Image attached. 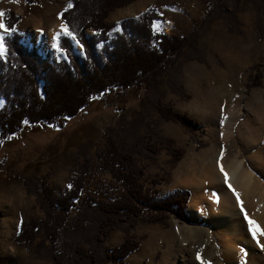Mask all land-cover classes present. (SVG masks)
I'll return each mask as SVG.
<instances>
[{"label": "rangeland", "instance_id": "obj_1", "mask_svg": "<svg viewBox=\"0 0 264 264\" xmlns=\"http://www.w3.org/2000/svg\"><path fill=\"white\" fill-rule=\"evenodd\" d=\"M69 3L71 0H39L36 3L0 0V10L4 13V23L12 13L18 17L14 29L23 36L22 42L38 46L43 56L66 58L64 50L58 52L53 48V43L59 44L63 31L56 41L49 40L48 33L59 27L61 22L64 23L62 14ZM149 10L159 14V19L154 20L153 24L158 22L160 30L152 27L154 34L188 37L181 50L170 55L157 85L142 90L139 99L126 103L122 111L101 107L93 97L73 118L59 119L54 126L26 124L13 136L0 140V158H7V169L0 170V255L17 257L18 264H53L50 241H46L40 253L36 249V242L41 235L29 249L18 243L16 236L23 219L47 218L45 211L50 205L47 204V197L42 195L43 189L52 184L58 194H63L69 185L72 170L85 157L90 159L85 185L78 206L69 213L65 226L58 230L54 252H63L65 263L69 264L66 258L70 257L71 246L73 248L76 242L89 249L85 237L90 236L93 228L90 227L91 231H75L74 218L81 211L78 208H83L88 197L112 199L122 192L120 183L102 167L100 156L108 141L106 132L111 129L125 141L127 134V142L130 143L133 132H145L144 126L140 130L135 128L143 119L148 123H157V129L164 136L172 138L176 147L184 150L182 159L186 154V145L197 144L199 154L204 153L206 159H212L217 172L214 181H205L200 188L205 204L200 206L197 217L188 209L189 222H181L171 216L164 224L159 223L164 227V232L177 224L202 233L190 240L178 234L172 242L173 246L168 247L167 261L162 259L160 253L158 264H191L197 252L202 260V257L212 255L211 264H251L253 260L254 264H264V251L252 240L244 216L246 212L249 219L256 221L264 213V0H134L111 11L106 21L117 25V21L120 23L125 19L137 18ZM37 29L42 30L38 36ZM116 29L117 26L111 31ZM10 34H4V54V40ZM73 44L74 52L82 53L76 40H73ZM256 80L258 85L254 83ZM222 94L234 96L228 99L226 110L220 113L226 120L224 124L218 121L219 109L215 97L207 112V119L212 120L208 126L200 120L202 115L195 113V118L177 109L184 104L183 101L192 100L193 96ZM155 100L189 116L194 123H198V127L190 132L171 120H163L152 105ZM128 121L135 126L127 124ZM167 122L173 123L169 129L166 128ZM231 129L227 136L226 132ZM50 139L54 140L50 143ZM221 155L222 160L219 159ZM156 157L154 163L146 157L141 162L146 164V184L149 187H152L155 179L162 178L161 183H165L166 178L169 180L170 170L182 160L171 166L172 156L165 149L160 150ZM236 159L241 160L243 168L248 171V183L238 181L236 174L233 176L230 172L229 168ZM218 164L228 175L227 184ZM209 171L204 169L203 174ZM23 177L34 178L31 192L27 190ZM37 192L43 197H37ZM235 193L239 194L241 203L237 202ZM84 223L89 224L88 221ZM91 224L94 227V223ZM139 226L146 225L141 223ZM135 227L132 234L136 237L133 233ZM116 232L100 246L121 244L125 233L121 229ZM240 248L245 250L244 253L239 251ZM194 264H200V261L196 259Z\"/></svg>", "mask_w": 264, "mask_h": 264}, {"label": "trees", "instance_id": "obj_2", "mask_svg": "<svg viewBox=\"0 0 264 264\" xmlns=\"http://www.w3.org/2000/svg\"><path fill=\"white\" fill-rule=\"evenodd\" d=\"M26 1L36 3L39 0ZM132 1L71 0L72 7L63 12L62 18L83 47L82 53H75L73 39L62 35L59 46L65 51L66 58L43 56L38 46L22 42L23 36L16 31L5 37L6 53L0 56V98L4 99L0 106V140L21 130L25 121L54 126L59 119L73 118L93 97L101 107L122 111L126 103L139 99L142 90L157 85L170 55L179 52L188 37L154 34L152 24L159 19V14L153 10L137 18L122 20L119 30L112 32L117 25L108 23L106 18L111 11ZM17 21L18 17L12 13L5 24L14 28ZM254 83L259 84L257 80ZM152 105L165 121L171 120L190 132L198 127V123L189 116L175 112L159 100ZM139 122L136 126L127 122L138 130L145 127L142 134L132 133L130 143L127 142V134L125 141L111 129L106 132L108 141L100 156L102 167L112 173L122 192L112 199L88 197L83 208H78L81 211L74 218L75 231H91L90 227L93 230L90 236L85 237L89 249L80 242H76L73 248L71 246V255L66 258L69 264H121L140 245V240L132 234L139 221L164 224L171 216L181 222L190 221L187 212L190 192L175 190L159 197L156 187L163 179H155L153 188L147 186L146 164L141 163L144 157L154 163L160 150L165 149L172 156L170 165L174 166L182 159L184 150L176 147L172 138L164 136L157 129V123L143 119ZM53 140L50 139V143ZM89 161L85 157L72 170L68 183L72 187H66L63 194H58L52 184L43 189L42 195L47 197L50 205L45 211L48 219H23L16 236V241L29 249L41 235L36 242L40 253L46 241H50L53 264H66L65 254L54 252V244L58 230L65 226L69 213L78 206L85 174L90 169ZM6 163L7 158H0V170L7 169ZM23 180L31 192L34 178L23 177ZM37 197L43 196L37 192ZM116 229L124 231L123 242L114 247L100 246ZM98 246L102 250L99 251ZM18 263L17 257L0 255V264Z\"/></svg>", "mask_w": 264, "mask_h": 264}, {"label": "crops", "instance_id": "obj_3", "mask_svg": "<svg viewBox=\"0 0 264 264\" xmlns=\"http://www.w3.org/2000/svg\"><path fill=\"white\" fill-rule=\"evenodd\" d=\"M220 81L223 82V79L220 78ZM217 101V108L219 109L218 112V121H221V124H224L226 120H224V116H221V112L226 110V104L228 102V99H233L234 96H228V94H222V96H193L192 100H186L183 101L184 104H180L177 109L183 113H188L190 115L196 116L195 113H198V115H202V119L200 120L208 126L211 124L212 120L207 119L208 115V108L211 106V103L214 99ZM220 100V101H218ZM167 101V100H166ZM164 101V102H166ZM226 102V103H225ZM4 104V99L0 98V106ZM217 109V110H218ZM228 110V109H227ZM231 114V113H230ZM207 115V116H206ZM231 118V115H229ZM196 118V117H195ZM228 122V120H227ZM230 121V125H231ZM26 124L30 123H24L22 129L25 127ZM173 123H168L166 124V128L169 129V127ZM217 124V123H216ZM31 125H36V124H31ZM174 126V125H173ZM21 129V130H22ZM232 131L229 130L226 132L227 136L230 134ZM19 132V131H18ZM17 133V132H16ZM15 133V134H16ZM14 135V134H13ZM11 135V136H13ZM228 137H226L227 139ZM197 144H190L186 145V154L184 158L178 162L176 167H174L172 170H170L169 173V180L166 181L165 183H160L158 188V195L159 197H164L170 193H172L175 190H187L190 192V199L188 201V206H187V212L190 207V203H195L197 205V209L195 210L196 213L198 212L200 206L204 205L205 203L202 201V196L200 194L201 192V186L205 181H214L216 179V168L215 164L212 161V159L208 160L206 157L203 155L204 153L199 154V150L196 149ZM201 150V149H200ZM198 152V153H197ZM215 158V157H214ZM209 162V163H208ZM163 166V164H161ZM204 169H209L210 171L206 173V175L203 174ZM214 172H213V171ZM208 184V183H207ZM206 184V186H207ZM209 187V186H208ZM204 186L202 187V189ZM208 191V190H207ZM204 192V189L202 190V194ZM195 205V206H196ZM194 211V212H195ZM197 217V215H196ZM141 223L145 224L146 226H139ZM162 225H159V223H146V222H138L135 230L133 233L136 235L138 239H140V245L139 247L134 250L132 253L127 255L123 260L121 264H158V256L160 253H162V259L164 261H167L168 257V252L170 247L174 242L175 237L177 235L182 234V237H185L187 239H191L192 237H195L198 234H201L202 232L198 231H191L187 227H181L177 224H173L172 227L170 228V231H162ZM20 229V228H19ZM117 230V229H116ZM114 230L110 234V238L113 233L116 232ZM190 230V231H189ZM189 231V232H186ZM117 233V232H116ZM115 233V234H116ZM209 230H208V235H209ZM109 239V238H108ZM184 241V240H183ZM182 241V242H183ZM121 241L120 243H122ZM181 242V244H182ZM166 244V245H165ZM167 249H164V247ZM173 246V245H172ZM194 260H196V256L193 257ZM193 258L191 259V264H194ZM204 259H212V255H209L207 257H202ZM161 259V260H162ZM163 262V261H161ZM112 264V263H111ZM211 264V262H210Z\"/></svg>", "mask_w": 264, "mask_h": 264}, {"label": "snow or ice", "instance_id": "obj_4", "mask_svg": "<svg viewBox=\"0 0 264 264\" xmlns=\"http://www.w3.org/2000/svg\"><path fill=\"white\" fill-rule=\"evenodd\" d=\"M11 2L15 3V2H18V0H11ZM68 7H69V8L72 7V4L69 3V4H68ZM165 7H167V6H165ZM3 15H4L3 10H0V30H2L3 33H9V32L15 31L14 28H12V27H10V26H8V25H6V24L4 23V21H3V19H2V18H3ZM152 27H153L155 30H157V31L160 30V29H159V24H158V22H157V23H154V24L152 25ZM60 28H61V30L63 31V33H64L65 36L71 37L73 40H76V36H75V34H74L73 32H71V31L68 29V27L66 26V24H64L63 22H61V24H60ZM116 30H117V31L119 30V21H117V29H116ZM40 31H42V30H41V29H37V32H40ZM58 35H59V33H57L56 36H53L52 39H53L54 41H56ZM76 43L79 44V43H80L79 40H76ZM80 47L82 48L83 46L80 45ZM53 48H55L58 52H62V51H63V49L59 46L58 43H53ZM4 52H5V49H4V44H3V35L0 34V56H3V55H4ZM225 118H226V117H225ZM25 123H27V121H25ZM218 166L220 167V171H221V173H222L223 176H224V182H225V184H227V183H228V175H227V173L224 171L222 165H219V164H218ZM228 186H229V188H231V185H230V184H229ZM67 187L71 188L72 185L69 184V185H67ZM233 191H234V190H233ZM235 195L237 196V202H238V203H241L240 200H239V194H238V193H235ZM241 211L244 212L243 207H241ZM244 216H245V220H246L247 223H248V231H249V233L251 234V238H252V240L255 241L256 246H257L258 248H260L261 251H264V244H262V243L260 242V239H259V237L264 236V229H260L259 226L256 225V222H255V221L249 219V218H248V215H247L246 212L244 213ZM239 251H240L241 253H244L245 250H244L243 248H240ZM196 259L200 261V264H209V262L204 261V260L201 259V256H200V253H199V252L196 253ZM243 259H244V257L241 256V260H243Z\"/></svg>", "mask_w": 264, "mask_h": 264}, {"label": "bare ground", "instance_id": "obj_5", "mask_svg": "<svg viewBox=\"0 0 264 264\" xmlns=\"http://www.w3.org/2000/svg\"><path fill=\"white\" fill-rule=\"evenodd\" d=\"M62 30H61V28H60V26L59 27H55V28H53V29H51L50 31H49V35H48V39L49 40H53L52 39V37L53 36H56L57 35V33H59L60 34V32H61ZM0 34H2L3 35V38H4V34L5 33H3L2 32V30H0ZM36 35L38 36V35H40V32H37V30H36ZM59 36V35H58ZM57 36V37H58ZM54 41V40H53ZM3 44H4V42H3ZM76 45L77 46H80L79 44H77L76 43ZM222 158H223V156L221 155L220 157H219V159L220 160H222ZM229 170H230V172L233 174V176H235V174H236V179L238 180V181H242V182H249L250 181V178H249V174H248V171L247 170H245L244 168H243V166H242V161L241 160H239V159H236V160H234L233 161V163H232V165H231V167L229 168ZM213 171V170H212ZM215 171V170H214ZM213 171V172H214ZM217 173V172H216ZM217 176V175H216ZM229 181H230V183H231V180L229 179ZM233 185V184H232ZM261 195V194H260ZM262 197V196H261ZM196 204L195 203H192L191 202V204H190V207H189V212H191V214H193L195 217H196V209H197V205L195 206ZM195 211V212H194ZM212 215V214H211ZM258 219L255 221L256 222V225H258L259 226V228L260 229H264V213H261L258 217H257ZM259 239H260V242L262 243V244H264V236H261V237H259ZM204 261H207V262H209L210 261V259H203ZM254 262V260L251 262V264ZM210 263V262H209ZM254 264V263H253Z\"/></svg>", "mask_w": 264, "mask_h": 264}]
</instances>
